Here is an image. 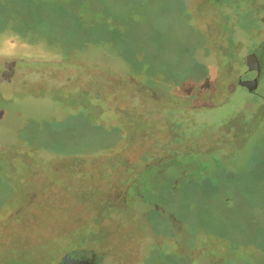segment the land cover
<instances>
[{
	"label": "rangeland",
	"instance_id": "rangeland-1",
	"mask_svg": "<svg viewBox=\"0 0 264 264\" xmlns=\"http://www.w3.org/2000/svg\"><path fill=\"white\" fill-rule=\"evenodd\" d=\"M260 18L264 0H0V259L16 246L17 211L53 209L48 217L63 228L108 197L106 217L145 241L140 264H264V81L259 98L233 85L217 104L203 96L222 62L212 35L224 37L231 57L242 46L240 64L224 71L231 84L246 68L247 45L261 40ZM162 89L177 106L158 101ZM159 118L175 125L180 145L220 149L156 155L160 133H141L159 128ZM102 150L116 153L102 159ZM129 152L149 153L127 166L134 173L121 199L109 197L98 167L114 168ZM28 227L19 225L21 236L32 234L37 251L53 257L97 234L75 223L76 237L45 249L42 232ZM57 227L43 236L63 234Z\"/></svg>",
	"mask_w": 264,
	"mask_h": 264
},
{
	"label": "flooded vegetation",
	"instance_id": "flooded-vegetation-1",
	"mask_svg": "<svg viewBox=\"0 0 264 264\" xmlns=\"http://www.w3.org/2000/svg\"><path fill=\"white\" fill-rule=\"evenodd\" d=\"M206 2V1H205ZM204 3V2H203ZM202 3V4H203ZM260 21L263 22L261 26H264V18H260ZM209 30V28H208ZM209 32V31H208ZM210 36L209 34H207ZM211 37V36H210ZM213 40L211 42V47L216 51L213 53L214 56H219L222 57V62L221 66L216 68V74L214 77H212L211 83L205 88L206 93L203 94V96H207L210 98V100L218 99L217 102H210L217 104L221 98L225 96L226 90L230 88V85H233L234 87H237L236 90L240 92L239 90H243V92L247 93L248 96H253L254 98H259L261 95L259 94V88L264 81V33L261 37V40L252 44H248V52L246 56L242 59V62L244 66L246 67L243 71L240 69L238 72H234L233 78H229L231 84L229 82L225 81L224 77V71L227 70V67L237 58L239 64L241 62V58L239 57L241 48L235 52V56L231 57V54L229 53V49L225 44V39L224 37L217 32L215 35H212ZM224 39V41L222 40ZM239 45H242L241 40H237ZM235 71V70H234ZM217 77V78H216ZM214 80V81H213ZM159 88V87H158ZM91 91L94 93V87L92 88L91 86ZM160 89V88H159ZM161 90V89H160ZM165 92V97L166 99H159V102H165L168 104L167 98H171L172 96L168 94L167 91L163 90ZM209 104V103H208ZM213 104V105H214ZM170 107L172 106H177L174 103L168 104ZM181 105V104H178ZM106 106H108V102H106ZM126 109L122 110H117L120 114L128 115V113L125 111ZM99 111H102V108H99ZM141 114V113H140ZM136 117L139 116V113H136L135 115L133 114L130 117ZM143 117H148L147 114L144 112L142 115ZM152 119V118H151ZM162 119V125L159 126V128L152 127L149 129H144L143 132L141 133L144 135H153L156 133H160L159 138L154 139V144L155 147L157 148V154L160 155L163 154L166 156H171V155H179L182 157V155L190 154L192 152H199V154H211L215 152L216 150L220 149L219 147L216 146H201L204 144V142H198L197 146H199L196 149L191 148L188 145L179 144V136H178V131L175 129V125L171 126L168 125L170 121L166 118H159ZM264 119V114L261 115L260 120L257 124H259L262 120ZM151 122L148 120L147 124L149 125ZM256 125V124H255ZM175 130L171 131V134L167 132L169 129ZM254 129L252 130L251 133H249L246 136V141L244 144L239 145L238 143H235L237 146H243L245 145L248 140L250 139L251 135L253 134ZM163 133V135H162ZM130 136H134V133H132ZM127 137V138H128ZM137 137V136H136ZM138 139V137H137ZM175 139H178L177 141H174ZM140 141V140H139ZM120 144L115 145L114 147L117 150V153L119 151H123L126 149V146L123 143V140H119ZM136 142V141H135ZM229 143V144H231ZM122 144V145H121ZM208 143H205V145ZM210 144V143H209ZM211 145V144H210ZM122 147V148H121ZM203 149V150H202ZM116 151L112 152H107L106 150L100 151L98 154L101 156L109 157L115 155ZM149 153V152H147ZM146 152H139V153H132L129 152V154L132 156L133 161L129 160V154L125 153V159L127 160L126 162L117 163L114 168L108 169L107 166H112L111 165H104L102 167H98L101 170V183L103 188L102 192H106L107 196L109 195H114V194H119L120 199L122 197L121 193H124L126 191V186L125 182L128 180L129 175H133L132 170H127V166L132 165L135 166L137 165V162L147 154ZM85 156H95L94 153L92 154H85L82 155L81 157ZM97 156V155H96ZM130 157V159H131ZM137 158V159H136ZM105 159V158H102ZM185 167H190L189 163L182 164ZM89 170H92L89 168ZM116 172H115V171ZM120 172V174L118 173ZM122 172V173H121ZM112 175H114V178H112ZM117 176V177H116ZM110 181V182H109ZM123 181L124 187L121 190L114 191L110 186H107V183H113V182H120ZM99 184V183H98ZM110 197V196H109ZM80 199V197H78ZM106 205L107 203H110L109 198L104 200ZM103 204L98 205V209L93 213H84V216H80L78 219L77 217L75 218V221L73 224L76 223V225H88L91 226L95 229L94 231L97 232V234L90 233L87 236V240L84 242L80 241H70L67 244H64L58 251L54 257L51 254V250H46L44 251H37L38 249L35 248V246L32 245V239L34 236L32 234L24 236L22 234L21 236V231L19 228V225H26L29 226L26 229H29L33 234L37 235L39 231L40 235L42 238L45 240L47 239V243L43 246L45 249L54 246L57 244V242L63 241L66 238L71 237H76L74 234L72 235L71 232L73 231V224L69 225L66 224L63 228L57 227L61 221H56V216L50 218L48 216L54 215L56 213L53 209L49 210L47 212L45 211H39L38 213L34 214L33 216H30L31 214L29 213L28 216L26 217L24 215H19L21 212L24 210H20V212H16L15 216H12V222L14 223V227H12L10 234V238L13 241H16V246L10 248V258H1L0 259V264H140L141 261V254L143 252L144 244L145 241L142 239V236L139 237V234L134 232V228L130 227L129 225H124V224H119L117 221H111L109 218H107V214L109 216V213L106 211L103 212L102 209L106 208L107 206H104ZM51 206V205H50ZM110 211H111V206ZM53 208V206H52ZM25 212V211H24ZM70 214H74V212H69ZM18 214V215H17ZM75 214H78L75 212ZM95 214V216H94ZM141 214V213H140ZM27 215V214H26ZM47 217V218H46ZM30 218L32 219V225L30 223H27L30 221ZM48 221L49 224L43 226L42 228L38 229L40 224L43 221ZM109 223V225H108ZM50 224H54L55 227H57L56 231L64 232L61 235H47L43 236L44 234L46 235V231H50ZM32 226V227H31ZM31 228V229H30ZM97 229V230H96ZM1 235V231H0ZM32 235V236H31ZM27 242L25 244L23 241ZM26 245L25 248L23 246ZM134 245V246H133ZM134 248H137L134 250ZM43 252V253H42ZM137 254V256L135 255ZM16 256V257H13Z\"/></svg>",
	"mask_w": 264,
	"mask_h": 264
}]
</instances>
